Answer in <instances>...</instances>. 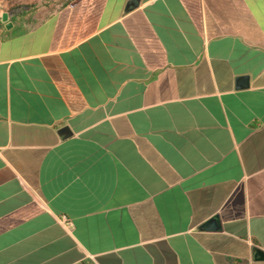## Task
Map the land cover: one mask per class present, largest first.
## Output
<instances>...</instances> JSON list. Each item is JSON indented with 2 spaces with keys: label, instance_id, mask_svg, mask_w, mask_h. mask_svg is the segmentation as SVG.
<instances>
[{
  "label": "crops",
  "instance_id": "obj_1",
  "mask_svg": "<svg viewBox=\"0 0 264 264\" xmlns=\"http://www.w3.org/2000/svg\"><path fill=\"white\" fill-rule=\"evenodd\" d=\"M52 2L0 11V264H264V0Z\"/></svg>",
  "mask_w": 264,
  "mask_h": 264
},
{
  "label": "rangeland",
  "instance_id": "obj_2",
  "mask_svg": "<svg viewBox=\"0 0 264 264\" xmlns=\"http://www.w3.org/2000/svg\"><path fill=\"white\" fill-rule=\"evenodd\" d=\"M53 6L52 0H0V11H8V5H23L26 12L36 8H48L49 5Z\"/></svg>",
  "mask_w": 264,
  "mask_h": 264
},
{
  "label": "trees",
  "instance_id": "obj_3",
  "mask_svg": "<svg viewBox=\"0 0 264 264\" xmlns=\"http://www.w3.org/2000/svg\"><path fill=\"white\" fill-rule=\"evenodd\" d=\"M23 8H25V6L23 5H8V13L9 14H19V13H24L26 12L25 10H23Z\"/></svg>",
  "mask_w": 264,
  "mask_h": 264
},
{
  "label": "built area",
  "instance_id": "obj_4",
  "mask_svg": "<svg viewBox=\"0 0 264 264\" xmlns=\"http://www.w3.org/2000/svg\"><path fill=\"white\" fill-rule=\"evenodd\" d=\"M58 221L65 228H69L71 226V222L67 217L63 216V217L59 218Z\"/></svg>",
  "mask_w": 264,
  "mask_h": 264
},
{
  "label": "water",
  "instance_id": "obj_5",
  "mask_svg": "<svg viewBox=\"0 0 264 264\" xmlns=\"http://www.w3.org/2000/svg\"><path fill=\"white\" fill-rule=\"evenodd\" d=\"M256 253L260 256V257H263V253H261L260 251H256Z\"/></svg>",
  "mask_w": 264,
  "mask_h": 264
}]
</instances>
